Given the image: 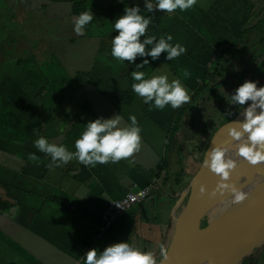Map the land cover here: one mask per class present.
I'll use <instances>...</instances> for the list:
<instances>
[{
  "label": "crops",
  "instance_id": "obj_1",
  "mask_svg": "<svg viewBox=\"0 0 264 264\" xmlns=\"http://www.w3.org/2000/svg\"><path fill=\"white\" fill-rule=\"evenodd\" d=\"M3 1L0 20L7 16L12 25H0V264H83L86 250H102L125 238L150 245L157 260L161 210L156 207L150 223L144 205L158 183L173 191L179 176L188 183L199 168L212 133L194 122L190 102L200 94L202 101L212 84L227 77L228 64L234 67L240 60H228L226 48L257 16L264 17V0H197L192 8L171 14L147 13L144 0ZM125 5L152 15L146 35L171 34L172 43L185 47L171 61L161 52L136 70L179 79L190 97L187 103L149 110L132 92L135 65L110 54L113 19ZM7 6L11 18L4 15ZM84 10L93 19L77 35L72 17ZM253 74L247 79L254 80ZM116 114L125 125L135 114L142 129L132 164L121 159L85 167L73 158L50 171V157L33 146L44 136L74 152L86 122ZM29 154L36 159H28ZM148 185L150 197L102 231L109 202Z\"/></svg>",
  "mask_w": 264,
  "mask_h": 264
},
{
  "label": "clouds",
  "instance_id": "obj_2",
  "mask_svg": "<svg viewBox=\"0 0 264 264\" xmlns=\"http://www.w3.org/2000/svg\"><path fill=\"white\" fill-rule=\"evenodd\" d=\"M196 3L197 0H144V10L147 13H152L154 9L164 10L163 12L171 14L176 9L181 12L190 9ZM151 18L152 15L142 14L138 5H125L123 13L113 19L112 29L116 31V35L111 37L110 54L120 62L127 61L135 65V69L130 73L132 80L130 87L132 92L141 98V102L148 105L149 110L153 108L163 110L166 105L175 109L190 99L180 80L170 81L167 74L146 75L143 71L136 70L149 64L148 57L156 60L161 52L165 53L166 60L171 61L186 51L179 42L172 43L171 34H162L159 37L146 35ZM92 19L93 14L88 10L73 16V32L83 35L85 26ZM137 57L143 59L136 63ZM227 102L229 105H237L243 115L242 120L232 121L228 128L229 135L236 141L233 145L236 155L252 165L264 162V85L258 87L257 81L246 79L228 95ZM128 121V124H122L119 114L89 120L74 141V152L69 151L63 144L50 142L44 136H38L33 141V146L50 157L46 165L50 171L67 164L73 158L85 167L116 163L121 159L132 164L134 161L129 158L140 150L142 129L135 114H129ZM28 159L35 160L36 156L29 154ZM202 163L219 176L218 189H229L236 201L244 199V195L237 187L228 182L236 161L226 156L224 147L213 146L205 153ZM205 190L202 184L201 193ZM159 256L161 257L159 264H163L168 256V249L164 244L160 245ZM83 264H158V262L152 251H146L129 243L128 240H122L111 243L102 250L96 247L86 250L83 254Z\"/></svg>",
  "mask_w": 264,
  "mask_h": 264
},
{
  "label": "water",
  "instance_id": "obj_3",
  "mask_svg": "<svg viewBox=\"0 0 264 264\" xmlns=\"http://www.w3.org/2000/svg\"><path fill=\"white\" fill-rule=\"evenodd\" d=\"M254 80L258 87L264 85V69ZM242 119L240 109L231 121L213 134L205 153L215 145L226 149V156L236 161L228 182L237 187L244 199L236 201L229 189H218L219 176L204 166L202 159L188 182L182 211L194 216V225L184 229L179 222L181 215L176 219L172 240L167 248L168 256L163 263L166 260L170 264L178 263L179 257L174 250L176 241L180 236L184 240V234L188 233L189 236L195 226L210 236V244L196 264H239L244 257L264 245V162L252 165L238 157L233 147L236 141L228 133L232 121ZM202 184L206 189L203 193L200 191Z\"/></svg>",
  "mask_w": 264,
  "mask_h": 264
},
{
  "label": "rangeland",
  "instance_id": "obj_4",
  "mask_svg": "<svg viewBox=\"0 0 264 264\" xmlns=\"http://www.w3.org/2000/svg\"><path fill=\"white\" fill-rule=\"evenodd\" d=\"M6 2L7 0H5V3ZM3 3L4 1L0 0V6H2ZM10 5H12V1H10ZM6 8L8 12H5L4 15H9V17L11 18L12 7L7 6ZM260 18L262 19L264 17L257 16V18H255L251 22L248 28H250L251 26H254V24L259 22L261 20ZM0 25L10 27L12 25V22L7 19V16H4L3 20H0ZM0 39H3V38L0 37ZM255 41L256 40L253 38L252 39L253 43H250L247 51L240 54V60L236 61V63L234 64V67L230 66V64L228 65L229 70H228L227 77H225L222 80L221 79L217 80V82L214 85L212 84L211 86L212 88L209 90L210 92L209 95L207 94L206 97L203 98V100L199 102L197 99H199L198 97L201 95L200 94L197 96V98L194 99V101L190 102L191 106L189 108L193 115L192 118L194 122H199L200 127L207 126L208 129L210 128V131L212 133L211 137L222 125L231 121L239 113L238 111L240 109L238 108V106L235 104L229 105L227 102V98H228V95H231L234 92L235 88L240 83H242L244 80L247 79V77L244 76L245 73H248L251 71L255 74L256 73L258 74L264 69V49H262L261 43H259V45L254 44ZM234 74H236V76L230 80V78ZM193 102L195 104V107L198 108V111H195V109L193 108L194 106ZM247 103L248 102H246V104ZM158 184H159L158 188L154 189L155 191L152 192L151 197L149 196L151 200L147 201V204L144 205V208H145V212L147 216V221L150 223L151 221L154 220L157 214L156 209L158 208L161 210V212L158 214L159 216L158 225L161 228L160 232L162 233V236L158 238V240L160 241L162 240V243H160V245L164 244L165 247L168 248L172 240L174 224L176 223V219H178V217L182 214L183 206L186 203V198H187L186 188H187L188 183L183 182L182 184V182L180 183L178 182L179 186L175 188L173 191H169V190L165 191L163 189V187H165V184L162 182ZM180 194L182 196L178 198L177 196L178 195L180 196ZM155 198H157L160 201V203H158L157 206L155 205L154 202H152V199H155ZM125 234L128 236L129 234H132L131 228H128L125 231ZM187 236H188V233L184 234V240H186ZM123 240H127V239L125 238ZM128 242L142 249H148V251L153 250L150 245H141L140 244L141 242L138 241V239L137 240L129 239ZM251 254H255L260 260V262L264 264V245L258 248L257 250L253 251ZM160 260H161V257L157 259L158 264ZM254 264H260V263H254Z\"/></svg>",
  "mask_w": 264,
  "mask_h": 264
},
{
  "label": "bare ground",
  "instance_id": "obj_5",
  "mask_svg": "<svg viewBox=\"0 0 264 264\" xmlns=\"http://www.w3.org/2000/svg\"><path fill=\"white\" fill-rule=\"evenodd\" d=\"M179 218H181L179 219V222L183 225L184 229L190 228L194 225V216L190 213H182ZM180 237L177 239L174 247V250L179 257L177 264H189L190 262V264H196L203 251H205L210 244L209 234L200 227L195 226L186 240H183V238ZM163 264H170V262L169 260H166Z\"/></svg>",
  "mask_w": 264,
  "mask_h": 264
},
{
  "label": "built area",
  "instance_id": "obj_6",
  "mask_svg": "<svg viewBox=\"0 0 264 264\" xmlns=\"http://www.w3.org/2000/svg\"><path fill=\"white\" fill-rule=\"evenodd\" d=\"M152 188V185L131 188L127 190L120 199L110 201L103 213L102 231L105 232L112 227L119 218L123 217L136 205H139L146 200L151 195Z\"/></svg>",
  "mask_w": 264,
  "mask_h": 264
},
{
  "label": "trees",
  "instance_id": "obj_7",
  "mask_svg": "<svg viewBox=\"0 0 264 264\" xmlns=\"http://www.w3.org/2000/svg\"><path fill=\"white\" fill-rule=\"evenodd\" d=\"M263 27H264V19L254 24V26H251L250 28H247L243 30L241 33H239L232 40L229 46L226 48L227 51L225 54L226 56L228 55L227 59L230 60V59L236 58L240 56L241 53L247 51L250 43H253L252 42L253 38L256 40L254 44L259 45V43H261L262 49H264V28ZM178 182L179 183L183 182V179L181 176L177 178V183Z\"/></svg>",
  "mask_w": 264,
  "mask_h": 264
},
{
  "label": "flooded vegetation",
  "instance_id": "obj_8",
  "mask_svg": "<svg viewBox=\"0 0 264 264\" xmlns=\"http://www.w3.org/2000/svg\"><path fill=\"white\" fill-rule=\"evenodd\" d=\"M240 57V56H239ZM229 65V64H228ZM231 66V65H230ZM233 67V66H232ZM229 68V67H228ZM245 69V68H244ZM251 73V71L250 72H248V73H245V77H247L248 76V74H250ZM253 73V72H252ZM259 74V73H258ZM257 73L255 74H253L254 75V79H256V76L258 75ZM253 75H252V77H253ZM234 77L236 76V74H234L233 75ZM232 76V77H233ZM249 78V77H248ZM217 91V90H216ZM216 91H214V92H216ZM240 111V110H239ZM238 111V112H239ZM255 253V252H254ZM260 263V264H262L261 262H260V260L258 259V257L255 255V254H250V255H248V256H246V257H244L239 263L240 264H254V263Z\"/></svg>",
  "mask_w": 264,
  "mask_h": 264
}]
</instances>
